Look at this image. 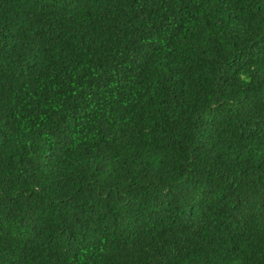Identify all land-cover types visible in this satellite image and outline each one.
Returning <instances> with one entry per match:
<instances>
[{"label": "trees", "instance_id": "16d2710c", "mask_svg": "<svg viewBox=\"0 0 264 264\" xmlns=\"http://www.w3.org/2000/svg\"><path fill=\"white\" fill-rule=\"evenodd\" d=\"M0 264H264V0H0Z\"/></svg>", "mask_w": 264, "mask_h": 264}]
</instances>
